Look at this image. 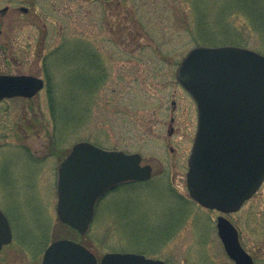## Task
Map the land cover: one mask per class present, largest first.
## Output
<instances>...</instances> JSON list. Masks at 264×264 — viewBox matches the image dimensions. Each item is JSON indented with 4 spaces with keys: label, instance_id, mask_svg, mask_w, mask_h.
I'll return each mask as SVG.
<instances>
[{
    "label": "rangeland",
    "instance_id": "rangeland-1",
    "mask_svg": "<svg viewBox=\"0 0 264 264\" xmlns=\"http://www.w3.org/2000/svg\"><path fill=\"white\" fill-rule=\"evenodd\" d=\"M38 3L27 12L0 7V74L46 84L31 99L0 100V209L13 230L0 264H41L46 247L63 238L99 260L132 252L170 264H235L217 233L222 214L200 206L187 188L197 106L176 72L197 46L264 55V0ZM201 19L207 27L197 26ZM79 142L138 153L153 169L150 180L103 197L84 236L56 211L57 167ZM225 216L255 264H264V183Z\"/></svg>",
    "mask_w": 264,
    "mask_h": 264
},
{
    "label": "water",
    "instance_id": "water-1",
    "mask_svg": "<svg viewBox=\"0 0 264 264\" xmlns=\"http://www.w3.org/2000/svg\"><path fill=\"white\" fill-rule=\"evenodd\" d=\"M176 77L198 108L187 175L190 194L207 208L238 211L264 182V55L233 46H197L183 58ZM43 87L37 77L0 75V100L31 98ZM141 163L137 153L75 144L58 166L61 222L86 234L98 201L109 190L151 178L152 167ZM217 226L229 257L236 264H254L230 221L219 217ZM12 237L0 210V252ZM42 264H97V259L81 243L61 239L47 248ZM101 264L164 263L134 253H107Z\"/></svg>",
    "mask_w": 264,
    "mask_h": 264
},
{
    "label": "flooded vegetation",
    "instance_id": "flooded-vegetation-1",
    "mask_svg": "<svg viewBox=\"0 0 264 264\" xmlns=\"http://www.w3.org/2000/svg\"><path fill=\"white\" fill-rule=\"evenodd\" d=\"M38 2L39 0H0V7L4 8L1 11L2 14L9 11L10 8H19L22 11L27 12V8L39 5ZM1 18L5 19V15H1ZM2 24L3 22L0 23V36L3 35ZM16 98H23L26 100L29 99L25 97H16ZM154 259H157V258H154ZM157 260H161V259H157ZM161 261H163L165 264H170L166 260H161Z\"/></svg>",
    "mask_w": 264,
    "mask_h": 264
},
{
    "label": "trees",
    "instance_id": "trees-1",
    "mask_svg": "<svg viewBox=\"0 0 264 264\" xmlns=\"http://www.w3.org/2000/svg\"><path fill=\"white\" fill-rule=\"evenodd\" d=\"M204 18V17H203ZM258 24H260V22H257ZM197 26H199V27H201V28H205V27H207L208 26V23L204 20V19H201L200 21H199V24H198V21H197ZM260 27H261V29H263L264 30V23H261L260 25H259ZM202 40H205V39H203V38H201V41ZM203 42H205V41H203ZM63 226H65V225H63ZM65 227H67V226H65ZM67 228H69V227H67ZM70 229V228H69ZM70 230H72V229H70Z\"/></svg>",
    "mask_w": 264,
    "mask_h": 264
}]
</instances>
